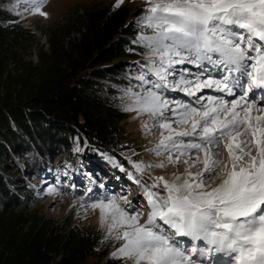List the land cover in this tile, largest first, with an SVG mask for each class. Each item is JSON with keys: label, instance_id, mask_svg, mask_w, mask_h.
I'll use <instances>...</instances> for the list:
<instances>
[{"label": "snow or ice", "instance_id": "1", "mask_svg": "<svg viewBox=\"0 0 264 264\" xmlns=\"http://www.w3.org/2000/svg\"><path fill=\"white\" fill-rule=\"evenodd\" d=\"M23 2L47 18L46 0ZM146 5L136 23L151 34L133 41L147 50L146 63L138 64L139 89L124 90L123 110L147 115L161 130L150 151L164 159L130 163L140 175L177 171L169 179L153 176L150 184L135 180L146 217L139 198L88 189L105 240L119 242L111 256L122 264H204L222 253L230 259L217 264H264V0Z\"/></svg>", "mask_w": 264, "mask_h": 264}, {"label": "trees", "instance_id": "2", "mask_svg": "<svg viewBox=\"0 0 264 264\" xmlns=\"http://www.w3.org/2000/svg\"><path fill=\"white\" fill-rule=\"evenodd\" d=\"M115 4L71 7L44 30L49 49L34 64L24 60L37 39L19 1L0 0V264H122L100 230L29 207L48 175L61 182L100 167L135 171L121 123L124 90L144 60L133 43L142 11Z\"/></svg>", "mask_w": 264, "mask_h": 264}, {"label": "rangeland", "instance_id": "3", "mask_svg": "<svg viewBox=\"0 0 264 264\" xmlns=\"http://www.w3.org/2000/svg\"><path fill=\"white\" fill-rule=\"evenodd\" d=\"M20 5V17L22 23L25 27L35 31V37L37 42L34 43L33 47L26 52L24 60L31 61L34 64L38 62L40 50H48L49 44L44 30L57 22L62 14L74 6H92L103 0H46L43 6V11L48 14L47 18L40 15H34L26 11L27 5L23 0H18ZM115 3L117 0H113ZM129 5L133 8L138 7L142 11V16L145 14L144 9L146 8V0H123L121 5ZM34 33V32H33ZM141 34H151L150 29H144L142 27L139 35ZM79 33H74L71 36L72 39L78 38ZM139 45V44H138ZM142 54V59H144L147 52L141 45H139V51ZM142 64L146 63L145 59ZM139 61L136 63V76L141 74V70L138 68ZM191 68L193 74L197 73L199 70L188 65ZM146 70V69H145ZM171 79V77H170ZM132 89L138 90L139 85L135 78L131 81ZM205 95H215L216 93L211 92V90H204ZM167 95L172 98H176L182 101L192 102L193 97H187L182 92H168ZM230 99V98H229ZM261 99L258 95L257 100ZM126 99L125 103L127 104ZM148 123L149 128H145L144 125ZM124 128V137L121 143L129 148H134L135 153L132 154L134 162H144L145 164L158 163L164 157H158L153 152L150 151L154 147L157 139L160 135V129L158 127L152 128L151 122L147 115L137 116L135 112H129L128 118L121 123ZM99 172L93 174H88L85 171L82 177H78L76 180L72 178L63 177L61 182L53 176H47L44 179L38 181L40 186L39 197L34 198V202L30 205V208L41 209L45 214L50 215L51 218L56 220H66L70 224L77 225L83 231H96L100 230L103 234L102 244L109 247L111 254L115 251L116 247L119 246V242L113 240H105L106 228H101L99 222V210H93L89 207L91 201L88 199L92 193L88 192L89 188L93 189L94 193L103 194H114L119 198V196L127 195V198L131 201L139 198V202L142 207L139 209L144 213L146 212V201L142 196V189L139 184L135 183V180H140L141 184H150L151 177L153 176H164L169 179L173 172L177 169L169 166L168 168H152L146 169L143 175L136 173V171H123L121 168L114 170L113 168L104 169L102 167ZM97 169V170H98ZM179 171H183L180 168ZM131 173V177L129 176ZM101 184L104 185L103 188L99 187ZM162 191V189H161ZM229 257L222 253H212L210 256L205 257L204 264H217V261H229ZM93 258L88 259L85 264H92Z\"/></svg>", "mask_w": 264, "mask_h": 264}, {"label": "water", "instance_id": "4", "mask_svg": "<svg viewBox=\"0 0 264 264\" xmlns=\"http://www.w3.org/2000/svg\"><path fill=\"white\" fill-rule=\"evenodd\" d=\"M35 33V31H33Z\"/></svg>", "mask_w": 264, "mask_h": 264}]
</instances>
